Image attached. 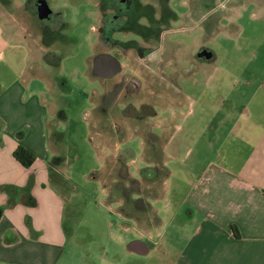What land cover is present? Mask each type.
Listing matches in <instances>:
<instances>
[{
	"label": "rangeland",
	"instance_id": "1",
	"mask_svg": "<svg viewBox=\"0 0 264 264\" xmlns=\"http://www.w3.org/2000/svg\"><path fill=\"white\" fill-rule=\"evenodd\" d=\"M98 1L47 0L52 10L61 13L60 26L55 29L40 20L34 7L24 0H0V91L21 80L27 46L33 58L40 54L42 42L60 58L58 66L43 71L65 82V87L55 88L53 94L57 118L52 123L60 132L62 155L68 161L60 173L67 188L57 186L65 197L63 225L67 232L59 264H170L161 248L139 255L126 247L130 236H141L144 228L157 226V208L165 204L157 199L166 190V174L162 170L155 179L131 178L127 166L138 177L139 169L154 166L151 156L163 158L162 154L152 153L137 134L122 138L120 130L113 137L108 124L112 121L106 122L99 115L108 112L110 103L96 105L99 114L93 111L91 93L103 91L104 83L92 76L88 64L102 50L117 52V47L97 44L98 20L108 12L100 9ZM263 4L264 0H137L133 15L138 13L137 22L149 21L153 30L139 35L128 30L114 33V38L123 41L119 44L127 48L124 56L119 55L121 71L105 88L111 94L109 99L120 102L116 107L121 108L127 100L137 104L155 100V77L167 88L151 129L180 142L179 156H165L163 161L171 171L168 181L173 182L176 205L189 177L197 175L196 160L211 157V149L205 150L203 144L211 139L212 126L227 130L232 119L240 117L248 85L258 78L249 70L264 65V56L256 55L264 50ZM200 48L210 50L212 56L196 58ZM128 75L136 85L123 84ZM147 75L153 82L146 80ZM234 85L236 89L231 88ZM225 95L234 101L221 103ZM93 98L100 101L98 93ZM240 121L245 125V120ZM113 122L125 123L117 118ZM100 180H104L108 198L113 190H120L119 206L106 199Z\"/></svg>",
	"mask_w": 264,
	"mask_h": 264
},
{
	"label": "crops",
	"instance_id": "2",
	"mask_svg": "<svg viewBox=\"0 0 264 264\" xmlns=\"http://www.w3.org/2000/svg\"><path fill=\"white\" fill-rule=\"evenodd\" d=\"M97 36L99 38V34ZM26 37L23 36V40ZM26 49L21 80L0 91V264H59L67 232L63 225L65 197L57 186L67 188L60 177L62 165L67 163H51L53 157L63 154L60 132L52 123L57 118L53 94L56 89H63L65 82L43 74L53 66L44 59L48 49L43 42L37 58L31 56L30 47ZM106 51L94 55L88 64L92 76L104 83L103 91L91 93L93 111L97 113L96 105L110 103L111 109L109 107L106 114H97L103 115L101 118L106 122L112 121L108 124L112 126L113 137L120 130L122 138L128 136L130 139L132 134L142 137L152 153L163 156H151L155 163L153 167L157 169L156 176L162 170L166 174V190L157 199H163L164 207L154 206L157 208V226L144 228L141 236H130L128 242L138 239L145 243L140 251L130 249L128 242L127 249L146 255L161 248L167 258L165 262L170 264H264V65L249 70L258 78L248 85L250 90L244 97L246 106L240 117L231 118L233 122L227 130L212 126L211 139L207 138L203 144L207 146L205 150L211 149V157L205 161L203 158L196 160L197 175L189 177L188 187L180 194L182 197L176 205L174 193H171L173 182L168 181L171 171L163 161L165 156H179L180 142L151 129L157 123L152 118L159 115L157 108L162 103V96L167 95V88L155 77L158 96L155 100L140 102L147 107L142 118L125 109L130 103L138 109L140 104L134 100H127L117 108L120 102L109 99L111 94L105 91L114 76L103 79L96 72L103 69L101 59L96 62V56ZM256 55L263 57L264 50ZM146 80H149L148 75ZM232 87L237 88L236 85ZM96 93L99 102L93 98ZM229 96L221 98V103H232L234 100ZM116 118L125 122L124 125L114 123ZM240 118L246 121L245 125ZM18 145L34 154L35 159L29 167H23L13 157V150ZM128 168L131 178H144L142 168L138 177ZM100 181L106 199H113L119 206L120 190H113L108 198L104 180Z\"/></svg>",
	"mask_w": 264,
	"mask_h": 264
},
{
	"label": "flooded vegetation",
	"instance_id": "3",
	"mask_svg": "<svg viewBox=\"0 0 264 264\" xmlns=\"http://www.w3.org/2000/svg\"><path fill=\"white\" fill-rule=\"evenodd\" d=\"M41 0H24V3H27L29 6L34 7V10L37 14V10L36 7L39 4ZM137 0H99V5H100V9L102 11L106 10L108 11L107 13H103L99 20H98V28H97V32L100 36L99 42L102 43V46L104 48H113V47H117V52L116 54H110L109 52H104L107 54H110L111 56H113L114 58H116L119 61V69L117 72H115L114 74H109L108 72V68L111 66V64L108 61H103L101 59L100 62H102V66L103 69H97V73L103 78H111L115 75H117L121 69L122 66L120 64V58L119 55L124 56L127 52V48L121 46L119 43L123 42L122 39H116L114 38V33L116 32H120L121 34H123V30H128L130 31L131 34H145V32H151V30H153L151 28L150 25H148L147 22L145 23H140L137 22L136 18L138 17V13L135 15H133V12L136 13V11H134V3ZM163 0H159V2H161ZM147 15H145L144 17H146ZM38 17V16H37ZM60 18H61V13L58 11H54L52 10L51 14L49 15V17L45 20H42L43 22H49V26L57 29V27L60 26ZM44 32H49L47 31L46 28H43ZM137 32V33H136ZM129 33V34H130ZM118 44V45H116ZM137 49H142V47H138ZM203 48H200V50ZM196 58L197 54H196ZM134 78H132L131 75L126 76L123 79V84L128 83V82H133V84L136 85V83L134 82L135 80H133ZM128 109V113L130 114H134L136 116H138L139 118H142L144 116V113L147 109L146 105L144 103H141L139 105V108H135L131 103L128 104V106L126 105V108ZM124 109V110H125Z\"/></svg>",
	"mask_w": 264,
	"mask_h": 264
},
{
	"label": "trees",
	"instance_id": "4",
	"mask_svg": "<svg viewBox=\"0 0 264 264\" xmlns=\"http://www.w3.org/2000/svg\"><path fill=\"white\" fill-rule=\"evenodd\" d=\"M146 15V14H145ZM53 57V58H52ZM44 59L48 64L58 66L60 62V58L56 57L55 55L51 54L49 51H46L44 53ZM65 117V116H64ZM13 157L23 166V167H29L34 159L35 156L32 154L29 150H27L22 145L16 146V148L13 150ZM66 156L60 155L53 157L51 163L58 165L63 162H68ZM157 169L155 167H144L141 169V175L144 178L152 179L156 176Z\"/></svg>",
	"mask_w": 264,
	"mask_h": 264
},
{
	"label": "water",
	"instance_id": "5",
	"mask_svg": "<svg viewBox=\"0 0 264 264\" xmlns=\"http://www.w3.org/2000/svg\"><path fill=\"white\" fill-rule=\"evenodd\" d=\"M37 10V16L40 20H45L49 17V15L52 12V9L49 7V4L47 3V0H41L39 4L36 7ZM212 56V52L206 48L201 49L197 53L198 58H210ZM102 59L103 61H108L111 66L108 68L109 74H114L119 69V61L107 53H102L96 56V62H99V60ZM144 242L138 239L131 240L128 242V247L132 250H141V247L144 246ZM143 251V250H142Z\"/></svg>",
	"mask_w": 264,
	"mask_h": 264
}]
</instances>
